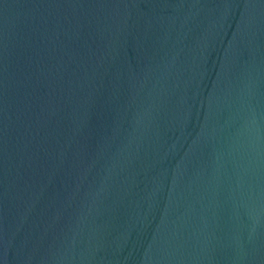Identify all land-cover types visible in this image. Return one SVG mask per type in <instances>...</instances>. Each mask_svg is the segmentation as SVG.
<instances>
[{
  "label": "water",
  "instance_id": "95a60500",
  "mask_svg": "<svg viewBox=\"0 0 264 264\" xmlns=\"http://www.w3.org/2000/svg\"><path fill=\"white\" fill-rule=\"evenodd\" d=\"M0 264H264V0H0Z\"/></svg>",
  "mask_w": 264,
  "mask_h": 264
}]
</instances>
